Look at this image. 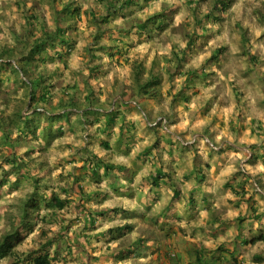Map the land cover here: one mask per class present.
I'll return each instance as SVG.
<instances>
[{"label": "clouds", "instance_id": "obj_1", "mask_svg": "<svg viewBox=\"0 0 264 264\" xmlns=\"http://www.w3.org/2000/svg\"><path fill=\"white\" fill-rule=\"evenodd\" d=\"M0 264H264V0H0Z\"/></svg>", "mask_w": 264, "mask_h": 264}]
</instances>
